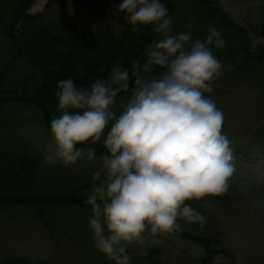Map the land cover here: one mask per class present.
I'll list each match as a JSON object with an SVG mask.
<instances>
[{"label": "rangeland", "instance_id": "rangeland-1", "mask_svg": "<svg viewBox=\"0 0 264 264\" xmlns=\"http://www.w3.org/2000/svg\"><path fill=\"white\" fill-rule=\"evenodd\" d=\"M47 1L46 7L45 0H32L23 8L25 14L42 11L40 15L13 19L17 0H0V196L19 198L0 204V264H114L94 246L89 205L39 202L35 208L27 201L28 192L46 197L80 184V193L87 194L104 154L96 153L94 161L85 157L67 167L44 162L43 146L51 135L35 102L29 99L35 94L41 70L31 47L39 25L52 31L67 25L75 34L103 32L113 41L121 30L130 35L134 32L124 20L125 14L117 11L122 0ZM210 1L231 24L220 22L211 6L199 0H161L173 19V34L188 30L190 19L195 21L194 37L202 39L209 26L220 30L226 47L214 51L225 66H234L232 71L222 72L206 95L224 113L222 131L232 141L236 173L223 196L186 201L207 217L204 226L178 220L183 231L215 243L207 253L201 243L188 237L145 233V255L138 256L141 249L130 246V264H264V199H256L264 197V0ZM60 18H64L61 26ZM141 29L140 52L130 46L128 53L139 54L143 63L145 49L159 37L150 26ZM46 37L39 41L45 42ZM125 102L124 94H118L112 110L119 115ZM52 114L54 118L60 112ZM109 130L110 126L105 134ZM103 139L97 143L103 144ZM84 143L93 146L90 141ZM18 163L30 174L28 180L18 173ZM19 191L24 194L18 196Z\"/></svg>", "mask_w": 264, "mask_h": 264}, {"label": "clouds", "instance_id": "clouds-1", "mask_svg": "<svg viewBox=\"0 0 264 264\" xmlns=\"http://www.w3.org/2000/svg\"><path fill=\"white\" fill-rule=\"evenodd\" d=\"M117 11L134 33L150 26L159 39L147 46L143 63L117 62L106 78L87 87L72 78L57 83L60 115L50 122L43 159L65 167L85 157L94 161V147L77 145L104 137L106 154L86 194L88 223L98 251L114 264H130V246L145 255V233L180 232L179 219L206 224L207 217L186 201L229 191L234 148L222 131L223 111L206 93L234 66H225L214 51L226 47L220 30L209 26L202 39L194 37L190 19L188 30L173 34V19L161 0H122ZM122 92L130 95L117 115L112 108Z\"/></svg>", "mask_w": 264, "mask_h": 264}, {"label": "trees", "instance_id": "trees-1", "mask_svg": "<svg viewBox=\"0 0 264 264\" xmlns=\"http://www.w3.org/2000/svg\"><path fill=\"white\" fill-rule=\"evenodd\" d=\"M32 0H17L16 7L13 13V19L18 18V16L28 15V17H35L42 13L36 11L34 13L25 14L23 13V8L28 7ZM206 5L211 6V11H213L214 16L217 15L220 17V22H227L231 24L229 19H227L224 14L219 10V8L212 5L210 0H199ZM48 4V1L45 0V7ZM44 7V8H45ZM61 26L64 23V18L58 19ZM59 23V22H58ZM55 27H58L57 25ZM70 27L65 25L62 29H56L52 31L49 26L39 25L36 30L33 32L34 35V44L33 48L34 53L37 54L38 60L40 62L41 69L40 78L37 83L36 91L33 97L29 98L35 102L37 106V111L40 113L41 119L46 128L50 131V122L53 119L52 112L54 110L58 111L57 108V98L55 92L57 90V83L62 79L72 78L76 81L77 86L87 87L90 83L97 78H106L111 68L117 63H122L125 67L131 66V61L135 59L141 60V56L135 55L133 51L128 53L130 46H133L137 49V53L140 52L143 39L144 30L141 29L138 33L130 35L127 30H121L117 39L115 41L108 40V36L103 35V32H87V33H72L69 32ZM59 30V31H58ZM143 31V32H142ZM148 31V30H146ZM149 32V31H148ZM47 36V37H46ZM36 37V38H35ZM45 38V42H40V40ZM39 41L38 43H36ZM38 46V47H37ZM141 46V47H140ZM133 49V48H132ZM137 56V57H136ZM134 58V59H130ZM142 61V60H141ZM158 75V70H155L153 75ZM34 75V74H33ZM1 78V75H0ZM124 94L127 101L130 93H120ZM16 98L22 99L20 96ZM77 147H94L96 153L106 154V149L103 147V144L97 143L93 146H88L87 144H78ZM21 158V156H20ZM22 158H26L25 155H22ZM21 158V160H22ZM20 162V160H19ZM21 164L18 163L17 171L22 174L25 179L28 180L30 174L27 173V170L20 169ZM82 184L76 186L73 189L56 192L46 197L40 196V193L37 192H28L29 197L27 196V201L34 203L35 208H37V203L46 202L45 204H67V203H77V204H86L85 200L87 195L80 193ZM24 194L23 191L17 193L18 196ZM16 195V194H15ZM24 198V196H23ZM26 199V198H24ZM17 196L10 195L8 197L1 195L0 204L9 203L12 201H18ZM178 234V236L188 237L192 240H195L203 245L207 253L211 250V243H215V240L212 241L211 238L193 234L187 231L173 232Z\"/></svg>", "mask_w": 264, "mask_h": 264}]
</instances>
